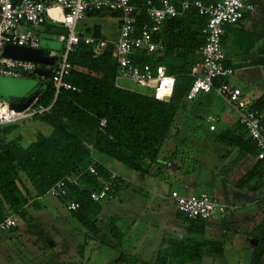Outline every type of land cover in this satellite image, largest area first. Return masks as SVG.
Masks as SVG:
<instances>
[{
  "label": "trees",
  "instance_id": "trees-1",
  "mask_svg": "<svg viewBox=\"0 0 264 264\" xmlns=\"http://www.w3.org/2000/svg\"><path fill=\"white\" fill-rule=\"evenodd\" d=\"M146 1L133 0V3L144 6ZM174 1L180 6L183 0ZM202 1L210 4L214 0ZM106 12L110 11H92L87 15L99 16ZM110 13L120 15L119 12ZM206 22L207 17L191 7L183 14L165 21L157 37L163 40V49L159 53L148 54L137 50L134 54L139 65L149 64L153 68L164 65L167 72L175 76L176 85L169 101L122 87L118 82L117 63L112 55L114 45L111 43L105 49L87 45L84 41L77 45L68 56L71 71L67 77V82L75 89H62L55 102L52 79L41 77L43 82L40 86L45 85V88L38 86L40 95L36 104L51 108L44 115L32 119L50 126V134L38 131L35 140L24 146L21 134L8 140V136L17 131L19 124L0 129V223L9 216L27 219L28 209L35 207L40 210L42 205L39 199L47 195L57 182L80 175L77 185L68 184V197L60 200L66 207L68 200L79 202L80 210L71 214L88 232L96 237L101 235L104 245L118 250L125 237L118 224L119 219L114 217L110 220L111 238L102 235L99 216L103 210L101 202L104 200L96 202L91 198L92 192L100 191L113 175L95 160L94 153L144 174L149 173L153 164L160 163L162 157H165L169 165L179 166L178 171L183 176L197 170V167L186 168L179 150L164 155L163 148L171 140V130L178 112L184 101L188 100L187 95L194 82L191 70L200 61L199 50L206 42L203 33ZM145 24H151L145 14L137 17V32ZM87 32L90 36L101 38V27L98 24ZM224 82L226 79H220L217 84ZM250 104L251 109L264 110V97ZM103 120L106 121L105 126L102 125ZM215 133L217 144L228 149H238L242 154L258 155L255 142L239 122L231 129ZM186 156L190 160L194 159L190 153L186 152ZM257 164L256 174L264 177V161L260 160ZM91 165L96 168L97 174L88 170ZM166 173L164 169L161 177L168 179ZM254 175H246L239 184L248 185ZM119 182L117 176L112 184L111 196L117 193ZM179 214L188 224L187 234L164 237L152 263L130 252H121L115 264H205V257L223 256V242L206 238V220L190 219L183 213ZM250 236L257 241L251 264H264V218L250 232Z\"/></svg>",
  "mask_w": 264,
  "mask_h": 264
},
{
  "label": "rangeland",
  "instance_id": "rangeland-1",
  "mask_svg": "<svg viewBox=\"0 0 264 264\" xmlns=\"http://www.w3.org/2000/svg\"><path fill=\"white\" fill-rule=\"evenodd\" d=\"M95 24L103 25L107 38L115 40L119 37L120 29L116 15L85 16L77 23L76 30L84 31L87 36H90L87 31ZM27 27L25 25L24 29ZM230 27L232 28L224 41V51L227 61L231 62L230 65L235 69V73L226 78L224 83L231 87H240L245 92L247 100L255 103L264 97V70L254 68L244 70L241 67L250 64L247 59L248 52H252L250 49L256 45V41L250 33L251 28L247 22L241 21L240 24ZM36 31L40 33L43 40L51 39L52 41L67 32L60 24H55L50 29L41 26ZM53 50L59 54L62 53L64 43L60 49L54 48ZM22 77L33 82L32 85L36 86L34 92L38 86L45 88V85L40 86L43 82L41 77L33 73ZM2 79L4 78H0V80ZM5 81L12 87L18 88L19 86L18 80L8 78ZM118 82L134 91L152 95L155 93L154 82L138 84L121 79ZM8 100L11 103L14 99L10 100L9 98ZM209 114H218L221 117L220 123L217 124L218 131L232 126L229 121L231 117L233 120L237 116L239 117L235 109L215 92L200 93L193 101L185 100L172 127L170 139L177 141L179 154L186 168L197 167L200 170L195 175L193 186L186 182L187 191L175 184L176 180L172 178L164 182L163 192L169 193L171 188H180L182 194L190 196L208 192L218 198L220 202H224V198L220 195L214 182L215 179L219 180L226 171L225 168L222 169L224 162L219 157L218 150L214 146L208 147L207 144L210 142V135L214 133L209 130ZM34 121L35 119H28L17 123L20 125L18 130L29 131L34 128L32 125ZM36 122L41 123L39 120ZM35 130L36 132L41 130L40 132L47 135L51 132L50 126L43 123L36 126ZM15 135L16 133L12 136ZM26 136L30 139L33 138V134L31 136L30 132ZM170 146L171 141L168 140L163 148L164 155L169 153L167 150ZM186 152L191 153L194 159L190 160L186 156ZM123 167L129 173H134V176L131 181L125 182L123 188L115 194L114 198L101 202L103 210L99 216L101 234L108 238L112 237L111 218L119 219L118 224L123 229L125 237L118 250L104 245L101 242V235L96 237L93 233L88 232L59 198L47 194L39 199V203L42 205L40 210L30 207L27 219L17 216L18 227L11 230H0V264H85L86 262L115 264L121 252H130L131 255L141 258L147 263H152L158 253L157 238L167 233L170 224L180 220L182 216L172 199L166 196L155 197L151 191L141 189L137 184L139 173ZM29 185L32 188L30 183ZM260 185L264 197V177L261 179ZM260 194L258 191L257 195L260 196ZM219 214L221 213L217 215ZM234 215L235 217L229 216L226 219L225 228L221 227V236L216 237L224 244V254L221 257L213 258L215 264H251L253 247L257 241L248 233L254 229L256 222L260 223L262 219L252 218L245 208L236 209ZM206 221H217L222 226L219 218H210ZM183 224L185 225L186 222L183 221ZM152 245L155 246L152 253H145L142 249L139 251V246L151 247Z\"/></svg>",
  "mask_w": 264,
  "mask_h": 264
},
{
  "label": "built area",
  "instance_id": "built-area-1",
  "mask_svg": "<svg viewBox=\"0 0 264 264\" xmlns=\"http://www.w3.org/2000/svg\"><path fill=\"white\" fill-rule=\"evenodd\" d=\"M194 7L199 14L207 17L203 33L206 37L205 44L200 48L201 59L193 65L191 76L193 85L187 95L188 100H194L200 93L215 92L223 97L238 113L239 123L245 128L248 135L255 142L258 155L257 159L264 161V110L251 109L245 92L238 86L231 87L227 83L217 84L220 79H226L235 73V69L226 64V54L223 48V33L228 26L238 24L245 18L247 11H254L256 4L247 0H214L210 4L202 0H183L180 6L172 0H147L146 5L139 6L133 0H0V76L22 77L26 74H34L41 64L7 58L3 56L4 47L15 44L30 48H40V36L36 29L47 22L60 24L66 29V34L60 36L64 42V51L57 53L51 51L49 56H57L51 76L55 88L56 101L62 89H75L67 82L71 71L68 61L70 53L74 52L77 45L84 41L87 45H96L105 49L109 43L105 40L87 36L84 31L76 30L77 23L92 11L119 12L121 15V27L118 39L113 43V58L117 63L118 80L134 82L138 84L155 83L154 97L158 100L169 101L172 97L176 78L167 72L164 65L153 68L151 65H139L134 54L137 50L148 54L159 53L163 48V40L158 38L162 27L168 19L177 17ZM145 14L151 24H145L137 32L136 18ZM28 27L24 29V26ZM43 79L44 76H39ZM35 101L23 111H15L9 101L0 100V129L8 125L17 124L37 115H44L50 111V107L36 104ZM210 130H216L219 117H209ZM106 121H102L105 126ZM88 170L97 174L96 168L91 165ZM106 182L100 191H93L91 198L98 202L111 197V189L114 179ZM80 175L62 179L50 188L47 194L61 200L68 197V184L77 185ZM171 199L175 202L180 213L190 219L209 220L216 214H224L227 210L212 194L186 196L178 191H172ZM81 204L75 200L67 201V210L79 211ZM17 227L14 216L7 217L0 223V230H9ZM90 264V263H86Z\"/></svg>",
  "mask_w": 264,
  "mask_h": 264
},
{
  "label": "crops",
  "instance_id": "crops-1",
  "mask_svg": "<svg viewBox=\"0 0 264 264\" xmlns=\"http://www.w3.org/2000/svg\"><path fill=\"white\" fill-rule=\"evenodd\" d=\"M45 1L49 2L51 0H45ZM172 1L175 3L174 0H172ZM247 1L257 5V7L254 11H252V12L247 11L245 18L242 20L244 22H247V24L251 28L250 33L254 36L255 41H256V45L252 49H250V50H252V52H248L247 59L250 62V64H245L241 68L244 70L245 69H253V68L264 70V55H263V52L261 50V46L264 42V0H247ZM107 15H112V14L110 12H106V13L101 14L99 16L105 17ZM87 16H90V15H87ZM99 16H95V17H99ZM112 16H115V15H112ZM117 17H118V27L120 29V27H121V15H119ZM240 23H241V21L238 24H240ZM53 25H55V24L47 22L43 26H45L47 29H50V28H52ZM95 25H97V24H95ZM98 25H100V27H101V38H98V39L105 40L109 44L110 43L113 44L118 39L117 38L115 40H112L110 38H107V36L104 34L103 25L102 24H98ZM230 28H232V27L228 26L224 29L223 48H224L225 38L228 35ZM38 34L40 36V33H38ZM60 36H58V38L54 41H52L51 39L43 40L42 37L40 36V47L46 49V53H50L51 51H54L53 50L54 48L60 49L62 47V44L64 43L60 39ZM230 63L231 62L227 61V55H226V64L231 66ZM0 78H4V79L0 80V100L9 101L8 99L10 98V100L14 99V100H12L14 102H19V101H24V99H26L27 97H29L30 95L35 93L34 90H35L36 86L34 87L32 85L33 82L30 80L24 79L23 77L19 78V77L5 76V75H1ZM8 78L18 80V82H19L18 88H15V86L12 87L10 83H7V81H5V79H8ZM126 82H129V81H126ZM122 87H124V86H122ZM124 88H126V87H124ZM128 89H130V88H128ZM130 90H132V89H130ZM238 114L239 113L237 112V115ZM209 117H219V121L216 123V130L215 131H211L210 127H209V130L211 132H214V133L212 135H210V142H208L207 144L209 145L208 147L214 146L215 149L218 150L219 157L224 162L222 169L225 168L224 170L226 171L225 174L222 175V177L219 180L214 178L215 179L214 183H215L216 187L218 188L220 195L223 196L224 202H220L218 198H216L214 195L213 196L222 205H225L227 207V210L225 211L224 214H219V215L216 214L212 218H219L222 222V226L219 225L217 221L207 222V226H206V238L218 240V239H216V237L221 236V232H222L221 227L225 228V221L229 216H231L232 218L235 217L234 211L238 208H245V210H247V212L249 214H251L252 218H254V219L259 218V219L263 220V218H264V200H262V199H264V197H263L262 192H261L262 186L260 185L261 179L263 177L256 174V171L258 168L257 163L259 161L257 159V156L255 157V156H252L250 154H242L238 149H230V148L228 149V148H226L220 144H217L215 142L214 135L216 134L215 132L218 131L217 124L220 123L221 117L218 114H209L208 118ZM238 119H239L238 116L234 120L231 117L229 119V121H230V123H232V126H227V128L225 130H222V131H226V130L231 129L232 127L236 126L239 122ZM39 124H42V123H39ZM39 124L35 120L34 122H32V125L34 126V128L29 129V131L27 130L24 132V130L19 131L17 129V131L14 132V133H16L15 136L21 134L23 136L24 146H28L33 140H35V133H36L35 128ZM38 131H41V130H38ZM29 132H30L31 136L33 134L32 139H30L28 136H26L27 134H29ZM13 134L8 136V140L15 137V136H12ZM169 141H171V146L169 147L167 152H171V151L173 152L175 150H179V146L177 145V141L172 140V139ZM94 156H95L96 161H98L100 164H102L106 168H108L110 170V172H112L113 174H116L118 176V178L120 179L119 189H118L117 193L120 192V190L123 188V186L125 185V182L131 181L132 177L134 176L133 175L134 173H132V172L129 173L128 171L124 170L123 165H121L119 162H117L111 158H108L106 156L96 154V153H94ZM169 164H170L169 162L165 161V157H162V160L160 163H156V164H153L151 166L149 173L144 174V173L138 172L139 175L137 176V178H138L137 184H139L141 189L151 191L153 195L155 194V197H165L166 196L167 198H170V199H171L170 195H171L172 191H178L180 194H182L181 190H180V188H171L169 193L163 192L164 182H167L169 179L174 178L176 180L175 184H177L179 187H183L184 190H186V182L190 183L191 186H193L195 184V181H194L195 175L198 173V170H200V168L197 169L193 174L183 176L180 174V171H178L179 166H176V164H172V166H171ZM164 169L167 171L166 176H168V179H165V177H161L162 171L164 172ZM250 173H255V175L250 178L251 181L249 182V184L245 185V186H241L239 184L241 179ZM258 191H260V193H261L260 196L257 195ZM202 193H205V192H202ZM206 193H208V192H206ZM182 195H185V194H182ZM114 196H111V198H109V199L114 198ZM186 196H190V195H186ZM249 211H251V212H249ZM14 217L17 220V227H18V218H17V216H14ZM262 220H261V222H262ZM260 223H258V221H257L254 228L256 226H258ZM185 225L183 224V219H181V218H180V220L178 219L177 221L170 224V228H169L168 232L165 233L164 235H162L161 237L159 236V238H157L158 239L157 240L158 241V250H159L160 244L162 242V239L164 237H167V236L181 237L183 235H186L188 224L186 226ZM9 230H11V229H9ZM250 232L248 234H250ZM219 241H221V240H219ZM155 243H157V242H155ZM139 247H140L139 251L142 249V251H145V253H149V252L152 253V249H154L155 246L152 245L151 247H145V246H143V247L139 246ZM152 256H153V254H152ZM153 260H155V258H153ZM86 263H88V262H86ZM204 263L205 264H215V261L212 257H205Z\"/></svg>",
  "mask_w": 264,
  "mask_h": 264
},
{
  "label": "water",
  "instance_id": "water-1",
  "mask_svg": "<svg viewBox=\"0 0 264 264\" xmlns=\"http://www.w3.org/2000/svg\"><path fill=\"white\" fill-rule=\"evenodd\" d=\"M3 56L7 58H13L17 60L32 61L42 66L36 68L34 74L37 76H44L46 79H50L53 73V66L58 59L57 56H49L46 53V49L30 48L15 44H8L4 47ZM40 95V91H36L24 101L11 102V108L15 111H23L37 101Z\"/></svg>",
  "mask_w": 264,
  "mask_h": 264
},
{
  "label": "flooded vegetation",
  "instance_id": "flooded-vegetation-1",
  "mask_svg": "<svg viewBox=\"0 0 264 264\" xmlns=\"http://www.w3.org/2000/svg\"><path fill=\"white\" fill-rule=\"evenodd\" d=\"M261 50H262L263 55H264V42H263V44H262V46H261Z\"/></svg>",
  "mask_w": 264,
  "mask_h": 264
}]
</instances>
